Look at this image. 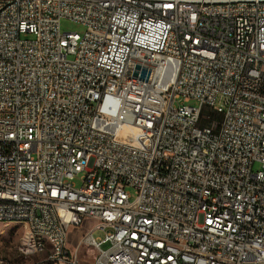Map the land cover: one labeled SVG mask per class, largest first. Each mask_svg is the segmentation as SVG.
<instances>
[{
	"label": "built area",
	"instance_id": "1",
	"mask_svg": "<svg viewBox=\"0 0 264 264\" xmlns=\"http://www.w3.org/2000/svg\"><path fill=\"white\" fill-rule=\"evenodd\" d=\"M12 220L0 264H264V0H0Z\"/></svg>",
	"mask_w": 264,
	"mask_h": 264
},
{
	"label": "rangeland",
	"instance_id": "2",
	"mask_svg": "<svg viewBox=\"0 0 264 264\" xmlns=\"http://www.w3.org/2000/svg\"><path fill=\"white\" fill-rule=\"evenodd\" d=\"M61 31L64 33H78L82 34L85 31V28L68 19H63L61 21ZM195 103H191L190 106H194ZM76 187L80 188L81 183L79 180H76L75 182ZM131 193V196L133 197V200L135 198V191L134 189L129 190ZM5 232V227H8ZM94 226V223L91 220H87L83 223L82 226H72L69 229L68 232V244L70 248H75L77 244L80 242V240L83 237V234L89 232L92 230ZM23 234L22 226L17 224H3V233L0 234V244H3V251L6 254L7 258H12L13 260L17 258V250L13 249V245L20 242V238ZM95 238H104V234L102 232H95L94 234ZM107 246H105L106 248Z\"/></svg>",
	"mask_w": 264,
	"mask_h": 264
},
{
	"label": "bare ground",
	"instance_id": "3",
	"mask_svg": "<svg viewBox=\"0 0 264 264\" xmlns=\"http://www.w3.org/2000/svg\"><path fill=\"white\" fill-rule=\"evenodd\" d=\"M8 224H17L22 226L21 220H12L10 222H7ZM4 223V224H7ZM3 233V231H0ZM26 239H32V231H25V237H24V231L20 238V242L13 245V249L17 250V258H22V250L20 249H28V242H26ZM48 240V233H40V241H47ZM1 254V253H0ZM4 257V256H3ZM7 258V257H5ZM23 264H32V260H23Z\"/></svg>",
	"mask_w": 264,
	"mask_h": 264
},
{
	"label": "water",
	"instance_id": "4",
	"mask_svg": "<svg viewBox=\"0 0 264 264\" xmlns=\"http://www.w3.org/2000/svg\"><path fill=\"white\" fill-rule=\"evenodd\" d=\"M131 75H133L134 77H138V74L137 73H132L131 71H128L127 72V76H131ZM148 77H149V72L147 70H143L142 71V74L140 76V79L141 80H147Z\"/></svg>",
	"mask_w": 264,
	"mask_h": 264
},
{
	"label": "crops",
	"instance_id": "5",
	"mask_svg": "<svg viewBox=\"0 0 264 264\" xmlns=\"http://www.w3.org/2000/svg\"><path fill=\"white\" fill-rule=\"evenodd\" d=\"M9 227H10V226L5 227V232H6L7 228H9ZM0 253L3 254L4 257H7L6 254H5L4 251H3V244H0Z\"/></svg>",
	"mask_w": 264,
	"mask_h": 264
}]
</instances>
